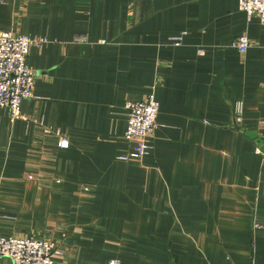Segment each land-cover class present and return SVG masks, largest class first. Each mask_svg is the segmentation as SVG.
<instances>
[{"label":"crops","instance_id":"0c3cea01","mask_svg":"<svg viewBox=\"0 0 264 264\" xmlns=\"http://www.w3.org/2000/svg\"><path fill=\"white\" fill-rule=\"evenodd\" d=\"M0 2V32L47 41L33 98L0 109L2 236L57 264H264V26L238 0ZM151 93L156 129L125 140Z\"/></svg>","mask_w":264,"mask_h":264},{"label":"built area","instance_id":"2783aa9c","mask_svg":"<svg viewBox=\"0 0 264 264\" xmlns=\"http://www.w3.org/2000/svg\"><path fill=\"white\" fill-rule=\"evenodd\" d=\"M238 9L246 14L248 20L256 18L264 26V0H238ZM181 38L180 35L174 36L172 45L179 46ZM46 42L43 38L35 39L11 32H0V109H6L12 120L19 117L22 102L33 98L35 73L27 63L29 49L32 46L40 47ZM231 48L244 54L249 48L248 39L245 36L237 38L232 42ZM125 109L128 112L125 140H144L153 134L159 112V104L153 93L140 102L126 104ZM240 115L239 110L234 122L241 121ZM61 146L66 147L67 143L63 142ZM148 151L149 147L142 145L137 152L120 156L119 159L127 161L140 158ZM58 246V242L49 238L36 240L4 237L0 234V261L8 258L12 264H57L53 256L63 254L58 250ZM108 264L119 262L111 260Z\"/></svg>","mask_w":264,"mask_h":264},{"label":"rangeland","instance_id":"374dc122","mask_svg":"<svg viewBox=\"0 0 264 264\" xmlns=\"http://www.w3.org/2000/svg\"><path fill=\"white\" fill-rule=\"evenodd\" d=\"M38 39V38H37ZM44 39V38H43Z\"/></svg>","mask_w":264,"mask_h":264}]
</instances>
